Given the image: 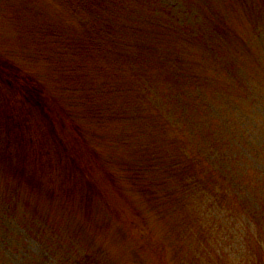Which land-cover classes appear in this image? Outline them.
<instances>
[{
    "label": "rangeland",
    "instance_id": "obj_1",
    "mask_svg": "<svg viewBox=\"0 0 264 264\" xmlns=\"http://www.w3.org/2000/svg\"><path fill=\"white\" fill-rule=\"evenodd\" d=\"M92 10L0 0V57L56 95L51 80L66 74L40 55L53 54L57 36L82 38L97 25L121 41L106 58L121 64L116 79L97 72L84 82L98 90L90 104L79 90L58 94L60 113L78 124L70 142L0 80V264H264L256 198L241 192L242 174L230 189L202 173L212 170L198 156L205 134L190 133L222 115L236 127L211 141L214 157H241L237 173L264 170L247 153L264 145L253 127L264 112V0H119ZM91 156L114 180L96 163L86 168Z\"/></svg>",
    "mask_w": 264,
    "mask_h": 264
},
{
    "label": "trees",
    "instance_id": "obj_2",
    "mask_svg": "<svg viewBox=\"0 0 264 264\" xmlns=\"http://www.w3.org/2000/svg\"><path fill=\"white\" fill-rule=\"evenodd\" d=\"M77 1L84 2L88 7H90L91 10L96 9L97 12H99V10L103 8V3L107 1L118 2L119 0H77ZM94 10L92 11L95 12ZM95 13L94 15L97 17ZM103 35L105 36V39L103 38L104 37ZM108 36L109 37H107L106 32L104 30H101L98 28L97 25H94L91 31L83 33L82 38L74 39L72 37V38H66L64 41H61V39L57 36L58 40H56V42L54 41L52 43L53 45L50 46L53 48V54L47 56L44 54H42L43 56L40 55V58L45 60L49 64L54 63V61L60 63L61 65L58 63H54L51 65H54L55 67L58 68V69L56 68V71L59 72L61 68L62 71H64V73L66 74L62 78L60 77L59 79L51 80L54 81V85L51 86L57 90V95L54 94L52 91L50 92L48 90L47 88L48 85H46L44 81H40L39 79H36V77L33 76L30 72H28V70L22 68V66L17 65L8 58L4 59L0 57V80H3L4 84H6L10 89L16 92V95L21 101V103H26L27 105L34 107L36 110H38L41 113L43 120L49 126L50 130L54 133L52 134L53 136H55L56 139L60 140L63 143L65 138H63L62 135H64L70 142V136H71L70 129L73 130L74 128L78 127V124L71 118L66 117L64 112L60 113V108L58 105V99H59L58 94L61 92H68V91L69 92L72 91L76 93L81 91V93L83 94L79 96L78 101L80 102V104L88 105L90 104V101L97 96L98 90L97 93H95L96 89L95 90L86 89L88 87H86V85L84 84L85 80L89 81L90 77L96 78L94 76L95 74L98 78L97 72L101 74L103 78L111 77L113 80L116 79L119 73V71H115L117 70L116 66L119 65L121 67V64H118L113 61L111 62L106 58L108 57V55L112 53V50L117 51L116 50L117 46L121 47V41L117 39L116 36L115 37L110 35ZM43 52L46 53L45 51ZM122 54L128 57V55H126L124 52ZM79 57H81L82 59ZM100 60L102 61L105 60V62H102ZM245 100H248V96L245 98ZM262 104L264 108V93H263ZM251 108L253 107H250V109ZM55 113L60 114V116H62L66 120L65 125L60 123ZM247 115L250 123L251 115L249 113ZM226 117L228 118V114L226 115ZM234 118L237 119V117ZM10 119L14 125V122L16 121V117L12 114ZM172 120H173L172 122L176 124L179 119L173 118ZM258 120L259 122L253 121V127L255 131L259 135H261L260 138L264 142V112L260 115V119ZM228 123L229 122H225L224 119H222V115H221L220 117L216 118V122L213 124L214 128H209V126H206L208 129H204L205 127L203 128L202 127L203 125H199L196 128H192V130L190 131V133L193 134L194 136L200 133L205 134L203 136L204 138L202 139V144L199 145L200 147L198 146V154H199L198 156L203 157L204 159L208 158L207 160L209 161L208 163L209 168L212 167V170L209 171L208 169H204L201 172L207 174L211 173V176L212 174H216V176L219 175L223 176L224 179L228 182L230 189H235L233 187V184H235L234 177L238 176V174H242V178L245 180V182L244 185L242 186L243 190L241 192L247 194L249 197L254 196V198H256L255 203L258 205L259 208L256 212L258 216L261 217V219L264 221V170L260 168V166H264V152L261 151V149L264 148V145L261 147V149H256L253 152H247L249 157L251 158L252 156H254L255 158L257 157L254 164L253 163L252 164L254 165V167L259 166L260 170L257 171L255 170V173H257L258 175L255 176L254 173L250 172L252 176L251 178L248 172L247 173L244 172L245 169L243 167L242 169H240L241 173H237V171L233 168V166L236 167L237 163L240 162L239 160H241V157H239L238 155L234 157L232 155L227 156V158H229L231 161H227L228 163H224L220 159L214 157V156H218L219 153L213 152L214 148L211 143L213 139H215L217 145H218L217 141H222V140L226 141L227 139L224 140V138L221 137V133L223 132H225L224 134L226 137L229 138L231 136L230 132H234L233 127L235 128L236 126L235 125L228 126ZM218 125L222 128L218 129L217 128ZM250 125H252V123H250ZM12 128L19 130L16 127H12ZM67 128L69 130H67ZM185 129L186 128L184 127L183 130ZM244 134L245 135L248 134V136L251 135L249 129H245ZM242 136L244 135L242 134ZM231 144L232 146H237L238 142L232 140ZM219 146H221V144ZM188 153L189 152L187 151L185 152L186 155H188ZM190 160L196 162L192 158ZM72 161L74 162L75 160ZM86 162L87 163H84L86 165V168L87 166L90 168L91 163L93 165L96 163L97 165L96 169L99 170V172L103 173V177L108 178L110 180H114L113 174L101 164L99 157L96 156L94 158H90L86 160ZM171 163L173 164V167L180 166L178 163H176L174 159H172ZM93 180H95V177ZM189 182L191 181L188 180L184 188L185 191H189V192L195 189L197 183H200V181L197 179L195 180V183L193 185H190ZM254 219L256 220V218ZM250 223H253V220H251Z\"/></svg>",
    "mask_w": 264,
    "mask_h": 264
}]
</instances>
